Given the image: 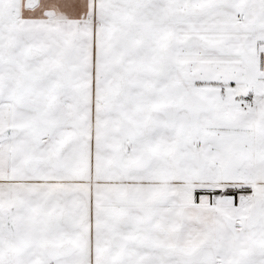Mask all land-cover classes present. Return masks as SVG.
<instances>
[{"label": "snow or ice", "instance_id": "6c2138e0", "mask_svg": "<svg viewBox=\"0 0 264 264\" xmlns=\"http://www.w3.org/2000/svg\"><path fill=\"white\" fill-rule=\"evenodd\" d=\"M0 264H264V0H0Z\"/></svg>", "mask_w": 264, "mask_h": 264}]
</instances>
